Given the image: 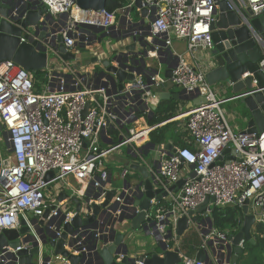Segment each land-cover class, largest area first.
Segmentation results:
<instances>
[{
    "label": "built area",
    "instance_id": "built-area-1",
    "mask_svg": "<svg viewBox=\"0 0 264 264\" xmlns=\"http://www.w3.org/2000/svg\"><path fill=\"white\" fill-rule=\"evenodd\" d=\"M9 1L12 0H0V6ZM38 1L53 18L66 17L63 23L55 21V24L67 52H76L77 44L88 46L98 42L78 27L108 30L117 20V12L83 10L76 6L75 0ZM226 1L261 43L263 57L259 70L264 73V42L246 22L248 10L256 17L264 16V0ZM142 3L152 16L150 32L157 41L151 44L153 51L148 53L149 58L165 59L167 54H173L174 40L184 41L190 54L197 50L209 52L213 48L211 26L216 22V0H142ZM175 59L177 64L171 79L152 72L137 76L134 82H126L121 90L118 83L70 64L63 68L59 63H48L43 80H37L34 72L24 70L13 61L0 65V123L4 126V133H0V235L4 230H20L22 220H26L36 236L54 232L59 239L64 225L76 215L75 206L58 201L60 191L70 187L71 180L78 186L75 195L83 202L80 212L83 218L91 215L88 206L92 203L104 204L109 192L116 190L106 167L108 158L126 148L134 156L133 164L147 165L150 135L161 124L150 126L146 120L154 116L152 106L159 105V93L171 84L192 93L194 99L200 93L206 103L192 105L177 118L165 122L185 119L191 138L189 144L193 147L180 148L172 156L167 154L164 144L149 152L152 166L148 167V173L155 189L168 192L182 178L184 184L178 193H169L167 205H162L156 197L150 201L147 218L151 221L142 228L173 250L181 245L176 235L179 219L207 198L216 200L207 210L211 219L214 208L238 206L243 210L245 200H249V214L255 218L253 238L264 240V130L255 134L234 131L222 108L225 100L218 98L209 86L206 73L182 55L176 53ZM139 65L141 62L133 66L139 69ZM147 66L161 70L160 65ZM94 77H97L95 82L91 80ZM225 151L229 152L224 154ZM49 172L55 175L46 181ZM129 175L134 176V172L128 166L121 174L124 186L117 189L97 221L70 235L74 245L66 250L83 256L79 264H92L94 258H101L98 250L102 245L97 247L98 239L101 236L114 239L112 232L122 233L128 225V220H120L130 214V206L125 202L131 189L127 184ZM209 217L204 216L202 221L200 217L190 220V226L200 237L210 228ZM237 218L234 234L214 226L203 241L201 247L207 250L212 264H229L224 246L228 244V237L242 228L244 213ZM240 247L245 249L246 244L242 241ZM33 248L32 242H21L17 248L6 246L0 252V264H17L18 253ZM180 256L181 264H209L181 251ZM123 258L119 255L117 261ZM34 263L71 264L61 255L47 259L41 252ZM136 264L145 263L137 260Z\"/></svg>",
    "mask_w": 264,
    "mask_h": 264
},
{
    "label": "water",
    "instance_id": "water-1",
    "mask_svg": "<svg viewBox=\"0 0 264 264\" xmlns=\"http://www.w3.org/2000/svg\"><path fill=\"white\" fill-rule=\"evenodd\" d=\"M134 6L131 8V13H137V17L130 19L129 29L125 28V32H131L124 35L123 29L117 32V25L108 30L85 27H78L80 31L84 30L91 37L104 41L109 39V43L113 41L114 45H110L112 49L111 55L100 63V71L95 66L91 71L94 75L104 78L108 82L118 83L119 89H123L126 82H134L137 76H147L148 73H159L163 78L169 80L172 78L173 69L177 62L176 59L171 65H167L163 58L158 56L157 59L149 58L148 53L153 51L151 44H156L151 36L152 16L147 8L143 7L142 0H133ZM217 9L216 22L211 26L213 48L209 51L208 64L210 70L206 73V80L210 87H216L240 99L238 111L241 118L246 123V130L243 133L255 134L264 130V73L259 70V62L263 57L262 45L252 36L251 29L241 19V17L233 11L226 0H216ZM10 2V1H9ZM78 8L83 10L101 11L106 8L107 0H75ZM0 65L13 61L28 72H40L48 68V63H59L65 68L67 65L81 67L82 62L76 52H67L64 46V38L57 34L58 27L55 24L54 18L48 14L46 6L39 3L38 0H22L21 3L11 5L4 3L0 6ZM246 22L250 23L252 29L260 35L264 42V16L256 17L251 10L247 11ZM122 22H120L121 25ZM119 27V25H118ZM145 27L149 29L148 33L142 34L138 28ZM121 28H123L121 26ZM129 30V31H128ZM133 30L136 32L133 33ZM25 41H22V39ZM148 39H152V43ZM81 47L76 45V48ZM52 49L53 51H50ZM79 51V50H78ZM87 53V50H83ZM50 54L54 56V60H50ZM98 60L93 59L88 63H96ZM141 62L139 69L133 65H138ZM161 66V70L149 67ZM165 67V68H164ZM189 95L185 91H180L177 94L168 92L159 93V101L166 102L170 100L188 101ZM206 103V98L200 96L194 99L191 106H199ZM89 104H87V109ZM159 106H152V112L155 113ZM166 124V123H165ZM0 133H4V126L0 123ZM163 145V144H161ZM161 145H155L149 142L147 145L148 153L152 148H158ZM164 149L169 156L176 153L177 150L172 149L170 142L164 143ZM171 150V151H170ZM130 152V150H128ZM229 151H225L224 154ZM126 167L134 172L137 183L131 184L130 195L125 199V202L130 206V214H126L123 219L128 220V225L124 233H115L114 239L101 236L97 241V247L102 262L101 264H136L138 261H143L145 264H181L180 248L169 249L167 245L154 240L150 250H143L135 254L129 253V244L135 240V235L140 237L142 242L143 237L150 236L145 233V228H142L146 222L151 219L147 218L148 212L151 209L150 201L156 197L157 200H162V197H168L169 193H173L178 188L182 187L184 181H179L174 184L169 191L155 189V185L151 180L148 167L152 166V160L149 158L147 165L138 166L137 164H125ZM55 172H49L45 180L53 179ZM124 186V184H123ZM117 189L109 192L107 200L102 205L92 203L88 206L91 210V215L83 218L81 209L83 202L76 196L69 197L68 194L62 193L59 200L67 199L73 202L76 207V215L71 222L64 225L61 237L58 239L55 233H46L44 236L37 233V236L32 232L26 220H22V228L20 230H4L0 235V252L6 246L17 248L21 242L33 243L34 248L31 251L22 250L18 253L17 264H35V259L40 256V252H47V259L61 255L66 258L71 264H79L83 260L82 255H73L66 250V247L71 248L74 242L71 241L70 235L76 234V231L82 227L93 225L100 216L101 210L106 207L109 201L116 195ZM215 198H207L195 210H191L179 219L176 226V235L179 241L184 236L193 230L190 226V220H198V216L202 215L209 217L208 207L215 204ZM88 202V200H86ZM249 200H245L243 204L244 221L240 231L234 236L228 237V244L224 246L227 253V263L237 264L240 257H247L245 249L240 247V243L256 244L253 238L252 229L255 225V218L249 214ZM48 212L46 214V217ZM29 218L34 220L33 215ZM202 221V220H199ZM210 228L203 232L201 246L206 236L214 228L215 224L209 217ZM172 234L170 233V236ZM108 242H112L108 244ZM182 244V243H181ZM212 243L209 242V245ZM181 246V245H180ZM51 251H49V248ZM141 247H143L141 245ZM214 249H211L213 252ZM235 253L232 259L230 253ZM45 254V253H44ZM123 255L124 258L118 262L117 256ZM264 260V253L261 255ZM196 259L202 262L212 264L207 250L200 248L196 254ZM220 264H225L221 262Z\"/></svg>",
    "mask_w": 264,
    "mask_h": 264
},
{
    "label": "crops",
    "instance_id": "crops-1",
    "mask_svg": "<svg viewBox=\"0 0 264 264\" xmlns=\"http://www.w3.org/2000/svg\"><path fill=\"white\" fill-rule=\"evenodd\" d=\"M21 2H22V0H12V1L8 2V3H10L11 5H15V4L21 3ZM126 2H127V6L126 7L129 6L130 8L126 9V7H124L125 11H123L121 9V11L117 12V20L115 22V25H117V29L114 30V33L116 34V36H117V32H120V30H122V29L124 31L125 28L129 29L128 27L131 26L129 24V22H130L129 20L132 19L134 13H131V15H130V11L129 10H131V8H133L134 1L133 0H126ZM54 19H55V21H57V23L58 22H62L63 23L66 20V17L65 16L64 17H55ZM120 22H122L121 25H120ZM118 25H119V27H118ZM121 26L123 28H121ZM138 30L141 31L142 34L148 33V31H149V29H147L145 27L138 28ZM135 32L136 31L133 30V33H135ZM122 33H124V35H125V34L131 33V32H125L124 31ZM159 39L161 40V38H159ZM102 42L103 41L98 40V42H94L95 44H91V45H88V46L87 45H83V46H81L79 48H76L78 56L80 57L79 60H81V62L83 64L79 68L76 67V66H72V67L78 68V69H80V70H82L84 72H90L91 70L94 69L95 66L99 67L100 63L111 55V51H112V49L110 48L109 44H107V46H108L107 52L102 50V48H101ZM85 49L87 50V53H83V50H85ZM171 50H172L173 54H171V53L167 54L168 57L163 59V61L167 65H171L174 62L175 55L177 53L179 55H182L183 58L186 59L187 61H189L190 63L197 65L205 73H207L210 70V65L208 64L209 52L202 51V50H197L193 54H190L187 51L186 43L184 41H180V40H174L173 41ZM93 59H97L98 61L96 63H88L87 64V62H90ZM91 80L93 82H95V81H97V77H94V79H91ZM212 89L214 90V92L216 93L218 98H220L222 100H225V103L222 105V108H223V110L225 112L226 119H227L228 123L230 124V126L232 127V129L234 131H236V132H243L244 130H246V126L247 125H246L245 121L241 118V115H240V113L238 111L240 99L238 97H235V96L231 95V94L227 95L225 93V91H222L219 88L213 87ZM162 91L168 92V93H171V94H177L178 92H180L182 90L176 89V88L172 87L171 84H168V86L163 88ZM194 97H195L194 95H189L188 101H184V100H170L171 102H173V104L175 105L176 109L178 110L177 111V115L178 114L179 115L183 114V112H185L187 110V108L191 106V103L193 102ZM161 103L162 102L159 103V105H158L159 107H160ZM148 119L149 118H147L146 123L149 125ZM184 120L185 119H183L182 122H178V121H180V119H177V120H175L176 122L173 121V122H170V123L163 124V123L166 122L165 121V122L161 123V125H160V128H167L168 127L169 131L171 132V134L173 133V137L170 139L169 142L171 143L172 149H174V150H178L180 148H183V147H186V146H189V145H191V147H193V144H189V142L191 141V138L189 136V133L187 132V128H186V124H185ZM194 148H195V146H194ZM119 156L120 157H124L127 160L125 161L124 167L118 173L117 177L114 178L113 175H112L111 165L110 164L113 163V162H116L117 158ZM151 157H152L151 153H149L147 155V158H146V163H147L149 158L152 160ZM133 162H134V156L131 154V151L128 152V149H126L124 152H120V153L116 154L115 156L112 155V156H110L108 158V161L106 163L107 164L106 167H107V170L109 171V173L111 175L112 186L113 187H115L114 186V180H116V181L122 180L121 179V174H122V171L124 170V168H126L125 164L130 165V164H133ZM183 180L184 179L182 178V181ZM172 186H170L169 188H171ZM180 188L175 190L173 193H178ZM77 189H78L77 183L75 181L71 180L70 187H67V188L63 189L62 191H60V193L58 195V201H61V202H64V203L68 202L69 204L74 206L75 204L70 201L69 197H72L73 195L76 196L75 192H77L76 191ZM62 193L68 194L69 197L67 199L59 200V197H60V195ZM169 200H170L169 196L166 197V198L162 197V200L160 202H161L162 205L165 206V205H167L169 203ZM212 214H213V212L210 214L211 217H212ZM198 217H200V220L204 219V216H202V215H199ZM124 224H127V222L123 223L122 225H124ZM126 227H127V225H126ZM124 231H125V228L122 229V233H124ZM196 234L198 235V237L200 239V236H199L200 234H198L197 232H196ZM187 236H188V234H186L184 236V238H186ZM255 241L257 242L258 240H255ZM182 242H183V238L180 241V243H182ZM190 244H192V243H190ZM181 245H182V248L180 250H181L183 255H186V256H189V257H192V258H196V254L199 251V249L201 248V239H200V242L198 240L197 244H193L192 246L190 245L186 249H185L183 243ZM245 253H247V257H245V258L244 257H240V259L238 260L237 264H252L254 259H258L259 261H261L262 264H264V260L259 259V256H258L259 254H261L260 249L259 250L257 249L255 253H251L250 250L247 247H245ZM230 254H231L232 259H233V256H234L235 253L232 252ZM94 260H93L94 262H92V264H95L98 261L99 262L102 261L101 258H97V257L94 258Z\"/></svg>",
    "mask_w": 264,
    "mask_h": 264
},
{
    "label": "trees",
    "instance_id": "trees-1",
    "mask_svg": "<svg viewBox=\"0 0 264 264\" xmlns=\"http://www.w3.org/2000/svg\"><path fill=\"white\" fill-rule=\"evenodd\" d=\"M126 6H127L126 0H107L105 9L109 12H118ZM34 74L37 80H43L45 72L40 71V72H35ZM177 111L178 110L176 109L173 102L171 101L162 102L159 109L154 113V116L148 119V123L150 126L161 124L169 120L173 116H176ZM160 129H165L166 133L163 134L162 132L163 130L161 131ZM172 137H173V133L171 134L168 127L158 128L151 133L150 141L155 145H161L169 142ZM242 213L243 210L240 209L238 206H229L226 208H214L212 219L214 221L215 227L218 228L220 231L228 234H234V229L238 226L237 217ZM258 231H262L261 227H258ZM246 247L250 250L251 253H255L257 249L258 250L260 249V252L262 253L264 249V240H258L255 245L246 244ZM258 256L259 258H261L260 257L261 255ZM258 261H259L258 259H254L252 264H260Z\"/></svg>",
    "mask_w": 264,
    "mask_h": 264
},
{
    "label": "rangeland",
    "instance_id": "rangeland-1",
    "mask_svg": "<svg viewBox=\"0 0 264 264\" xmlns=\"http://www.w3.org/2000/svg\"><path fill=\"white\" fill-rule=\"evenodd\" d=\"M133 17L135 18V17H137V14L136 13H134L133 14ZM108 42H109V39H105L103 42H102V44H101V48H102V50H104L105 52H107V49H108V46H107V44H108ZM114 42L113 41H111V43L109 44V46L111 45V47H112V45H114L113 44ZM50 60H54V56L52 55V54H50ZM53 63L54 64H56V62H54L53 61ZM100 67H98V70L100 71ZM179 116V114L178 115H176V116H173L172 118H177ZM171 118V119H172ZM170 119V120H171ZM183 121V119H180V121H178V122H182ZM176 122V121H175ZM162 132H163V134H165L166 133V130L165 129H160ZM0 136H2V134H0ZM126 150V148H124V149H122L121 151L122 152H124ZM116 155V154H115ZM114 155V156H115ZM152 155V154H151ZM127 159L126 158H124V157H118L117 158V161L116 162H113V163H111L110 165H111V171H112V175H113V177L114 178H116L117 177V175H118V173L121 171V169L124 167V163H125V161H126ZM135 178V176H131V175H129V177H128V181L130 182V183H135V182H137V180H135L134 179ZM123 184H124V181L123 180H119V181H116V180H114V188L115 189H119V188H121V187H123ZM71 192V191H70ZM69 206L71 207L72 205L71 204H69ZM194 233H196V231L195 230H192V231H190L189 233H187L188 234V236L186 237V238H183V245H184V247H185V249L188 247V246H192L193 244H197L198 243V240H199V242H200V239H199V237L196 235V234H194ZM190 234H193V235H190ZM138 242H140V237L139 236H137V235H135V240L132 242V243H130L129 245V253L130 254H135V253H137V252H140V251H143V250H150V248H151V246H152V243L154 242V240H153V238L151 237V236H145V237H143L142 238V242L141 243H139V244H137ZM190 243H192V244H190ZM141 245L143 246V247H141ZM49 248V247H48ZM182 248V245L180 246V249ZM49 251H51V248H49ZM45 253V255L47 256V252H44ZM263 254V252L261 253V254H259V255H262ZM261 257V256H260ZM259 259H261V260H263L262 258H259ZM35 260H37V259H35ZM260 263H261V261H259ZM262 264V263H261Z\"/></svg>",
    "mask_w": 264,
    "mask_h": 264
},
{
    "label": "bare ground",
    "instance_id": "bare-ground-1",
    "mask_svg": "<svg viewBox=\"0 0 264 264\" xmlns=\"http://www.w3.org/2000/svg\"><path fill=\"white\" fill-rule=\"evenodd\" d=\"M94 261H95V260H94ZM94 261H93V262H94Z\"/></svg>",
    "mask_w": 264,
    "mask_h": 264
}]
</instances>
